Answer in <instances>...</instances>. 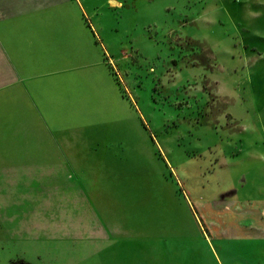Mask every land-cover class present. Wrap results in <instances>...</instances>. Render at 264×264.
Masks as SVG:
<instances>
[{"label": "crops", "instance_id": "0c3cea01", "mask_svg": "<svg viewBox=\"0 0 264 264\" xmlns=\"http://www.w3.org/2000/svg\"><path fill=\"white\" fill-rule=\"evenodd\" d=\"M75 14L72 0H0L3 231L62 235L63 264H248L255 251L239 256L225 240L263 239L264 199L235 195L220 217L194 200L205 227L184 217L174 185L161 206L151 185L108 182L118 174L115 144L130 141L104 136L99 122H127L129 98L88 46L86 24L72 23ZM249 200L257 201L250 213Z\"/></svg>", "mask_w": 264, "mask_h": 264}, {"label": "rangeland", "instance_id": "374dc122", "mask_svg": "<svg viewBox=\"0 0 264 264\" xmlns=\"http://www.w3.org/2000/svg\"><path fill=\"white\" fill-rule=\"evenodd\" d=\"M72 6L82 13L72 23L86 24L88 46L129 98L127 122H99L104 136L130 141L115 144L118 174L108 182L151 185L161 206L174 185L184 217L205 227L194 200L220 217L235 195L264 199V0H72ZM250 200L249 213L257 204ZM262 238L234 237L225 245L242 257L252 249L247 263L264 264ZM68 247L62 235L18 237L0 224V264L15 257L63 264Z\"/></svg>", "mask_w": 264, "mask_h": 264}, {"label": "trees", "instance_id": "16d2710c", "mask_svg": "<svg viewBox=\"0 0 264 264\" xmlns=\"http://www.w3.org/2000/svg\"><path fill=\"white\" fill-rule=\"evenodd\" d=\"M9 264H30V262L22 257H15L9 260Z\"/></svg>", "mask_w": 264, "mask_h": 264}]
</instances>
